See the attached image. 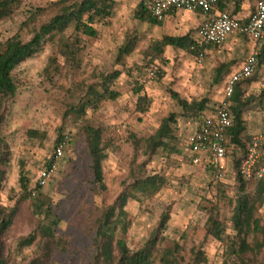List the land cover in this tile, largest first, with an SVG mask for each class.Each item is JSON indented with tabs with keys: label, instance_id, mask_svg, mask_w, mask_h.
Returning a JSON list of instances; mask_svg holds the SVG:
<instances>
[{
	"label": "rangeland",
	"instance_id": "374dc122",
	"mask_svg": "<svg viewBox=\"0 0 264 264\" xmlns=\"http://www.w3.org/2000/svg\"><path fill=\"white\" fill-rule=\"evenodd\" d=\"M52 1L21 0L11 16L0 21V40L20 30L23 40H27L30 32L54 12L28 20L29 14L36 7L46 8ZM139 1L113 0L111 16L95 26L96 37L81 36L80 43L75 44L78 45V67L72 68L64 63L59 51L60 44L67 41L64 37L53 43L46 42L40 53L19 64L12 72L16 91L5 101L0 113V138L7 151L4 154L7 161L0 167V208L9 210L17 201L20 173L29 179L31 188L37 181L42 182L45 165L53 157L56 139L61 135L67 141L50 177L41 183L45 198L60 219L55 233L67 243L64 250L53 251L47 264H87L90 261L94 252L95 220L103 208L113 203L124 183L129 182L132 159L137 164L144 161L140 152L134 153L128 144V134L149 137L160 120L170 113L177 115L173 127L179 140L176 143L179 152L167 155L158 150L145 164L146 175L157 174L165 179L166 184L141 203L128 201L125 209L132 218V224L124 240L130 250L138 249L152 234L160 214L167 208L170 219L163 235L182 244L180 256L183 264L189 260L191 248L196 245L204 250L207 264L221 263L219 242L203 238L206 213L202 208L216 206L222 220L229 218V208L225 207L224 201L225 195L231 196L234 192L229 159L224 160L221 180L218 181L225 186L224 190L214 186L215 179L205 172L204 161L201 165L187 161V140L194 124L191 119L179 115L180 109L169 92H175L187 102L205 99L209 106L221 101L227 74L222 82L215 83V69L224 63H231L227 72L237 68L247 53L245 40L232 38L220 48H211L198 58L165 47L162 60L157 59L146 68L152 57L147 49L150 39H160L164 35H194L201 22L195 13L179 11L160 24L148 23L136 13ZM125 37L136 41V45L127 57L117 63V50ZM49 58H54L58 65L51 74L44 72ZM139 67L142 69L140 73L137 71ZM115 69L121 72L113 87L120 93L116 101L102 102L96 112L88 111L81 118L67 114L86 85L95 83L100 73ZM159 69L163 75L157 81L153 73ZM135 77L144 84L151 99L144 115L135 112L136 97L129 85ZM245 120L248 129L253 131L258 124V114L248 113ZM86 124L104 126L105 137L113 142L103 162L106 185L103 193L92 184L90 158L82 132ZM29 130L45 136L32 138L27 134ZM31 212L27 202L20 203L11 226L0 237V254L6 264H28L38 252L37 245L20 251L16 248L17 241L27 236L37 222L39 215L33 216ZM227 232L231 233L229 229Z\"/></svg>",
	"mask_w": 264,
	"mask_h": 264
},
{
	"label": "trees",
	"instance_id": "16d2710c",
	"mask_svg": "<svg viewBox=\"0 0 264 264\" xmlns=\"http://www.w3.org/2000/svg\"><path fill=\"white\" fill-rule=\"evenodd\" d=\"M20 1L0 0V21L9 18L14 9L18 8ZM143 2L144 0H140L136 6V13L140 19H145L151 24H160L161 22L151 17ZM113 6V0H53L46 8L36 7L29 14L28 20L43 14L47 15L49 11L54 12L46 21L30 32V37L27 40H23L21 30L0 40V113L5 101L15 94L16 84L12 72L19 64L40 53L46 42L53 43L55 40L66 37L67 41L60 44L59 51L64 58V63L72 68L78 67L76 55L78 45L75 44L80 43L81 36L96 37L95 26L111 16ZM219 8L226 9L221 5ZM174 13V11H170L168 15ZM23 26L28 27V24L23 23ZM195 35L196 32L194 35H164L160 39H150L147 49L152 53V57L146 63V68L155 60H162L165 47L181 50L194 58L203 56L211 48H217L211 44L199 45ZM135 45L136 41L125 37L117 50L116 62L119 63L127 57L134 50ZM263 61L264 53L259 57L260 63L257 70ZM230 64L224 63L215 69V83L223 81V76L228 74ZM57 67L56 60L49 58L48 66L44 68V72L51 74V71L56 70ZM137 69L139 73L142 71L140 67ZM120 74V70L117 69L108 73H100L95 83L88 84L83 88L76 103L68 108L67 114L81 118L88 111L96 112L102 102L116 101L120 97V93L113 87ZM162 75L163 72L159 69L153 73V78L158 81ZM129 76L132 77L131 73ZM254 77L255 75L249 80L235 84L229 100L228 111L232 117V124L226 132L224 148L225 159H229L231 167L234 192L231 196L225 195L224 201L225 207L229 208L230 216L224 221L216 206L202 208L206 213L203 238H211L219 242L220 264H264V179L245 178L240 173V165L246 157L249 141L256 128L253 131L248 129L245 120L246 114L255 112L259 115L264 111L261 94L250 85ZM129 85L136 97L135 112L141 115L146 114L151 99L145 91L144 84L139 83L135 77L129 82ZM169 93L180 109L179 115L185 119H191L199 131L202 129L201 125L205 126V122H213L215 110L220 101L209 106L205 99L187 102L179 98L175 92L170 91ZM176 117V114L170 113L161 119L158 127L149 137H136L132 133L128 134V144L134 153L140 152L144 161L137 164L135 159H132L128 173L129 182L124 183L113 203L103 208L95 220L92 240L94 252L87 264H183V258L180 256L183 249L182 244L163 235L170 219L167 208L160 214L152 234L138 249L130 250L124 240V236L132 224V218L125 209L128 201L133 200L141 203L158 193L166 184L165 179L157 174L146 175L144 167L158 150L166 152L167 155L179 152L176 145L179 140L176 129L173 127L176 124ZM211 128L212 124L210 123L207 132ZM82 132L90 158L93 187L103 193L106 191L103 162L107 158V152L111 149L113 142L110 138L105 137V127L102 125L86 124L82 127ZM27 134L37 139H42L45 136L35 130H29ZM62 140L63 136L59 135L55 144L57 145ZM6 152V146L0 138V167L4 166L7 161L4 155ZM134 157L136 156L134 155ZM187 161L194 165L189 156ZM53 162V158L48 160L45 170L50 169ZM204 168L205 172L215 179L214 186L223 189L225 186L218 182L221 177H217V171L222 170L223 167L216 168L207 162L204 164ZM41 188L42 185L39 181L35 183L34 188H31L29 179L20 173L17 201L9 210L0 208V237L11 226L20 203L27 202L32 209L31 214L39 215L30 233L20 238L16 245L19 251L32 245L38 246L36 256L28 264H47L54 250H64L67 245L65 240L55 233L60 219L53 211L50 201L45 198ZM228 229L231 233L227 232ZM188 259L186 264H207V257L200 245L191 248ZM0 264H6L1 254Z\"/></svg>",
	"mask_w": 264,
	"mask_h": 264
},
{
	"label": "built area",
	"instance_id": "2783aa9c",
	"mask_svg": "<svg viewBox=\"0 0 264 264\" xmlns=\"http://www.w3.org/2000/svg\"><path fill=\"white\" fill-rule=\"evenodd\" d=\"M143 3L151 17L158 22H162L170 11L200 13L203 19L195 35L199 45L211 44L220 48L235 36L245 40L248 53L238 67L225 76L222 100L216 107L213 122H205V126L200 127L201 131L194 125L187 140L188 156L194 165H201L204 161L216 168L221 167L225 160L226 132L232 124L228 106L235 84L255 75L250 85L258 90L264 103V61L257 70L259 57L264 53V0H144ZM219 5L226 9L221 10ZM210 123L212 128L207 132ZM66 144L63 138L55 146L53 165L42 174V182L50 177L54 163L62 157ZM240 173L245 178L264 179V111L258 115V124L240 165ZM221 175V170H218L217 177Z\"/></svg>",
	"mask_w": 264,
	"mask_h": 264
},
{
	"label": "crops",
	"instance_id": "0c3cea01",
	"mask_svg": "<svg viewBox=\"0 0 264 264\" xmlns=\"http://www.w3.org/2000/svg\"><path fill=\"white\" fill-rule=\"evenodd\" d=\"M176 13V12H175ZM175 13L174 14H171V15H167L166 17H171V16H173V15H175ZM195 15L197 16V20H199L200 22L202 21V19H203V16L200 14V13H195ZM165 17V18H166ZM233 38H237V36H235V37H233ZM232 39V38H231ZM231 39H229V40H231ZM246 45V44H245ZM246 48H247V53H248V47L246 46ZM246 53V54H247ZM232 71V70H231ZM229 73V72H228Z\"/></svg>",
	"mask_w": 264,
	"mask_h": 264
}]
</instances>
